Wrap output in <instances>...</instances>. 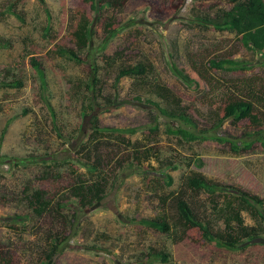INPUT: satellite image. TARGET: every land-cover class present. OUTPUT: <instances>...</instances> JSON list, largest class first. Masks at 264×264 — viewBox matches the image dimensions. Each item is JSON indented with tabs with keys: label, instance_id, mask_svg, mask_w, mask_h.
<instances>
[{
	"label": "rangeland",
	"instance_id": "1",
	"mask_svg": "<svg viewBox=\"0 0 264 264\" xmlns=\"http://www.w3.org/2000/svg\"><path fill=\"white\" fill-rule=\"evenodd\" d=\"M234 5L0 0V82L23 83L0 85V157L6 158L0 161V264H42L54 245V264H264V242L230 250L205 240L199 227L175 242L137 222L173 218L172 198L194 172L264 198V50L201 19ZM81 21L89 31L84 45L76 35ZM61 46L81 62L61 56ZM223 58L248 67L210 65ZM33 59L44 70L46 91ZM138 63L150 70L115 84L120 66ZM238 100L251 101L253 110L215 130ZM157 104L186 108L219 139L187 141L170 133L169 126L185 124ZM24 157L30 161L17 163ZM186 195L207 213L224 200L204 191ZM243 217L256 224L248 211ZM153 251L168 252L169 261L148 263Z\"/></svg>",
	"mask_w": 264,
	"mask_h": 264
},
{
	"label": "trees",
	"instance_id": "2",
	"mask_svg": "<svg viewBox=\"0 0 264 264\" xmlns=\"http://www.w3.org/2000/svg\"><path fill=\"white\" fill-rule=\"evenodd\" d=\"M230 1L235 2V5L232 8L224 10L216 17L201 18L202 21L215 29L235 32L240 35L243 44L248 48L257 51L264 50V0ZM83 22L84 21H81L78 25L76 35L79 38V41L84 45L85 39L83 38L86 35H89V31L86 24H82ZM113 32H111L104 40V47H106ZM58 52L65 58L81 62V58L72 48L61 46L58 49ZM32 64L41 78V89L46 91L45 73L41 67V63L37 59H33ZM210 65L218 69L227 70L239 68L245 69L248 67V65L243 64L241 61L229 58L219 60L212 59L210 60ZM149 70L150 67L145 63L122 65L118 69L115 84H118L124 77L145 75ZM95 72H97L96 67ZM179 72L181 73V71ZM184 77L187 82L189 81L197 84V82L191 79L188 75L184 74ZM0 85L20 87L23 83L19 81H10L0 82ZM43 98L45 99L47 106L51 109L52 106L48 98L45 95ZM156 106L164 115L179 118L181 122L185 124V126H179L176 128L169 126L167 131L170 133L180 134L187 141L198 139H219L215 133H212L213 130L207 131V129H202L198 124H195L190 116L185 113L186 108L178 106L168 109L166 107H160L158 104ZM90 108H92V106ZM252 110L253 103L249 100H238L229 103L225 108V115L220 118L218 117L219 115H217L218 121L214 124V129L216 130L220 128L228 118L239 120L246 117ZM3 137L4 134H1L0 140H2ZM231 145L233 148L238 147L236 141H231ZM69 158H73V156L70 155ZM18 159L19 161H17V163L22 164L30 161L27 157ZM1 160L6 161L5 156H1L0 161ZM87 167L89 169L96 168L94 164H91L90 162L87 164ZM169 179H171V177H169ZM182 187L184 190L181 189L179 194L172 198V209H170L176 212V215H173V218L169 219L167 214H164L161 218H142L137 222L167 232L175 242L182 241L186 237L190 227H199L205 240L230 250L244 249L248 243L251 242H264L261 241L263 240L262 236L264 235L263 197L239 186L209 179L197 172L188 175L184 180V183H182ZM187 190L194 192L204 191L210 195L223 197L224 200L213 212H201L196 206L197 204H194L187 198ZM245 210L248 211L251 217L255 220V225L246 224L243 217V212ZM224 223L226 224V228L223 229L221 225ZM55 250H57L56 245L50 248V251L47 253L42 264L55 263L53 258V252ZM169 259L170 256L168 252L153 251L149 257L148 263L156 260L168 262Z\"/></svg>",
	"mask_w": 264,
	"mask_h": 264
}]
</instances>
